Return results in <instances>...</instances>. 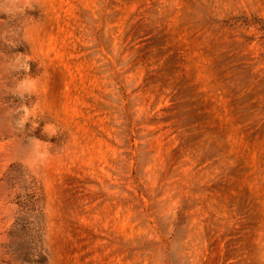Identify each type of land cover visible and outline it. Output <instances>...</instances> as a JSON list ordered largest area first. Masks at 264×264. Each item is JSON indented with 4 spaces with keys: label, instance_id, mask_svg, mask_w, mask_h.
Returning <instances> with one entry per match:
<instances>
[{
    "label": "rangeland",
    "instance_id": "374dc122",
    "mask_svg": "<svg viewBox=\"0 0 264 264\" xmlns=\"http://www.w3.org/2000/svg\"><path fill=\"white\" fill-rule=\"evenodd\" d=\"M0 264H264V0H0Z\"/></svg>",
    "mask_w": 264,
    "mask_h": 264
},
{
    "label": "clouds",
    "instance_id": "9594fccd",
    "mask_svg": "<svg viewBox=\"0 0 264 264\" xmlns=\"http://www.w3.org/2000/svg\"><path fill=\"white\" fill-rule=\"evenodd\" d=\"M46 127V129H47V125L45 126ZM55 133H53V135H54Z\"/></svg>",
    "mask_w": 264,
    "mask_h": 264
}]
</instances>
